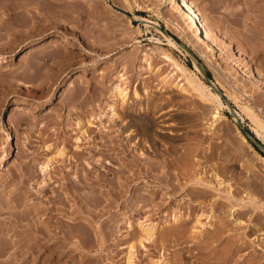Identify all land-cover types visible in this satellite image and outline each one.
Listing matches in <instances>:
<instances>
[{"label":"rangeland","instance_id":"1","mask_svg":"<svg viewBox=\"0 0 264 264\" xmlns=\"http://www.w3.org/2000/svg\"><path fill=\"white\" fill-rule=\"evenodd\" d=\"M162 1L163 0H0V56L3 55L6 59L0 62V206L4 208L3 210V208L0 207L2 208L0 210H3V212H0V223L6 224L4 225V229L7 227V221L13 219V215H11V210L13 208H11L12 206L10 207V204L13 205L11 202H14L15 198H21L22 194L20 195V193L23 190L20 187L23 188V186L27 185L26 182L29 178L26 177V175H29V169H31V173L35 172L36 174V176L35 174L29 175L32 178V181H30L33 183V187L36 188L39 183L43 185L42 181L44 182V180L47 182L49 175L44 173L46 171H42L40 165L48 163L49 160V164H47L48 166L46 167L48 169L55 164L58 165L59 163H63L60 162V159L63 158V156L69 157L72 154L71 152L74 150L73 145L78 142L75 140V137L81 134V130L87 128V120L90 116L100 117L101 122L106 121V124L110 114L113 113L114 116L119 115L118 117L115 116L112 118L114 122H112L111 117L109 118L113 123V130L109 129L110 133L100 132L97 130V126L92 127V131H89V134L94 137H96L95 134H97L99 139V133L105 136L109 135L107 137L112 136V134H118L119 132L116 131L120 119L130 120L131 130L137 134L132 133L131 137L135 135L133 138L130 136L128 138V135L123 136V134H120V138L122 139L119 140V137H117L116 142L118 140L119 142H125L127 140V143L129 142L128 144L132 143V141L135 144L137 143L135 147L132 145L134 143L130 145L126 144L125 147L126 149L128 148L127 150L131 153H128L127 157L134 154L132 157L135 156V158L130 157V159H135L134 161L137 160V163H134L138 164V167L136 166L138 169L141 166L139 170L134 169L135 174L139 171L137 174L138 176L140 174V178L137 174L130 173L131 171L124 172L125 174L127 172L129 175L132 174L131 176L133 178V175H135L138 179L134 178V180H131V177H129L127 173L125 176L129 178L122 185V188L127 186L126 193L123 192L122 194L123 198H121L122 196L120 198L109 196L111 202H109V205H111V207L108 205L103 208L104 211L105 209L107 211H101V213H99V215L101 214L100 218L99 215L96 216V225L97 223L100 225L103 223L104 225L102 224V226L108 227L109 231L106 230L107 232H104L105 234L107 233V236L102 234L103 236H99L100 238H97V241L95 239L94 241L92 240L93 246L90 245L89 247L88 245L86 248L78 249L79 251L76 250L79 253L75 252L76 256L73 261H68L69 264H76L79 260L82 261L77 264H126L124 261L126 254L124 253H127L126 250L128 248L123 245L132 242L135 243L136 236L138 235H134L138 232V230H135L137 232L134 233V229H132L133 231L131 230L133 236H131L132 234L128 235V237H131L130 240L133 238L131 241L127 240L128 237L125 235V218L134 220L132 217L134 216L133 213L132 216H126L130 207V211L134 208L130 206L131 202L129 199H131V201L137 199L136 202L142 205L144 198L146 199V195H149V193L152 194L153 192L155 193V190L157 191L156 188L159 189V187H161V190H158L159 192L157 191L158 194H154L156 198L151 195V197L155 198H153V201H158L160 198L159 196H161V191H164L165 188L167 189L166 184L168 183V181L165 180V175L159 174L163 168L161 167L162 163L164 164V169H167L169 166V168L172 167V171L170 172L177 171L178 166L173 162L175 161L176 155L179 156L178 154H182L185 148L188 150L187 147H189V149L194 147L197 141L200 143L199 145L197 144L198 146H195L197 149L199 148V150H196V152L198 151L197 154L195 155L194 152L195 157H192L194 163L197 162L195 163L196 165L194 164V174H203L204 172L207 173V175L204 176L210 178L212 172L215 170L217 171L218 164L221 167L226 163L227 165L229 164V166L231 165L232 171H229L227 176H229L230 172L233 173L234 177L231 178V182L238 193L254 190L246 188L247 190L245 191V188L240 184L243 180H249L251 183L249 185H253V188L254 186L260 188L264 185V158H262V156L264 157V129L258 122L252 120L243 108L244 105H248L260 118L262 124H264V84H260L257 90H253V87L251 88L250 86L251 81H253L251 72L257 73V68L259 67L260 74L264 80V72L261 70L264 69V65H261V63L264 64V25L261 23L264 21V2L261 4L264 0H261L260 4H258L260 0H251L250 4L253 8L255 5H258L255 6V9L251 7L253 9L252 11L248 1L245 4L244 0H238V2L235 0L231 5L230 1L232 0H189L208 30L212 44L217 50L218 54H214L213 56L203 50L201 42L197 40V37L187 27L183 18H181L176 3L165 2V4H162ZM220 2L222 6L219 5L221 4ZM224 5H226L227 8L233 6L236 11L237 7L238 10L241 9L240 13L245 14H242V16L239 14V11L237 12L238 14H236L235 10L232 9V11L230 8L227 9ZM114 6L123 8L130 14H126L120 10L118 11ZM223 7L227 10H231L229 12H234V14L229 15V13H227L228 11L223 9ZM245 9L249 12L245 11ZM223 10H226L224 11L226 13H224ZM246 13H251L252 15L249 14V16H254V18H252L254 21H252ZM226 14L229 17L226 16ZM131 15H135V18ZM231 15L235 16L234 18L240 16L241 21L242 17H246L247 15L249 17H247L248 20L244 18V21H246L244 23L242 21V24L246 27V25L248 26L251 23L252 25H250L249 28H251L252 32L248 27H246L247 30L244 28L246 30L244 31V26L239 25L241 24L240 18L239 20L236 18V22L234 23L233 21L235 20H231ZM141 16L155 21V24L149 26L143 25V22L137 19ZM247 21H249V24ZM258 21L261 24H259ZM248 31L249 33H247ZM52 35L67 37L69 42L61 41L60 37L56 42L46 44L45 41L50 39V37H55V39H57L56 36ZM165 35L171 36L175 40L176 46L168 44ZM184 36L189 39L188 42H186ZM179 42L184 44L186 48L181 46ZM29 45H33L32 47L35 49L32 50L33 52H29L30 54H26L25 52L30 49L28 48ZM164 53L172 55L185 67V70L180 71L176 69L171 61L163 58ZM262 56L263 60L260 61ZM147 57L149 59H147ZM147 60L150 61L149 68ZM82 67H84L86 71L82 72V76L75 77L77 73H81L79 69L81 70ZM205 76H207L222 93L224 92L227 94L228 97L226 96V98L243 116V120L240 119L242 126L262 144L263 149L258 148L246 138L237 123L238 120H234L229 114L228 108L222 104L225 103V101L221 98L222 103H219L218 100L209 93V90H214L211 88ZM206 85H209V90ZM119 89H123L125 93V100L123 102H126L125 104L128 105V108H132V110L129 109L131 113H122L124 107L121 105V100H119V97L115 98V95H113L116 94ZM51 92L52 100L45 101ZM233 94L241 96L239 101H234ZM17 101L21 102L14 104V102ZM39 104H42V106L37 110H33V107ZM144 109H146L145 112L143 111ZM120 112L122 114H120ZM157 114L159 115L156 116ZM121 115L123 116L122 118H120ZM139 116H141V118L145 116L153 120L155 119L154 121L156 123L154 122L151 130L147 133L143 131V129L139 130V127H141V120H139L141 118ZM132 117L133 120L131 119ZM96 119L98 120V118ZM97 120H95L96 125L99 122V120ZM77 121H80L82 125L80 131L76 127ZM111 122L108 121L107 124ZM122 122H119V124L121 125ZM253 130L258 131L259 135L256 136ZM138 131H142V136ZM150 132L153 134L152 136L155 137V140L156 138L160 139H157L155 144L154 137L148 136ZM7 133H9V139L6 138ZM164 134L167 137L169 134L171 135H169V138H164ZM172 134L175 140H172L173 137H170ZM176 135H178V138L180 136V138L178 139ZM105 136L103 139H105ZM147 136L148 138H146ZM97 137L96 139L99 140ZM150 137L153 138L152 141ZM170 138H172L171 140L173 142L169 140ZM139 140H141V142ZM136 141H139L140 145H138ZM150 141L151 143H149ZM176 142L177 144H175ZM178 142L180 144H178ZM156 143H158L159 146ZM148 144H154V147L153 145L149 147ZM171 144L177 145L175 148L178 150L174 148L177 153L176 155H173V150L170 151L172 147H174H170ZM155 145L159 149H157ZM118 146L119 145H117V147ZM167 148L171 149L167 152ZM126 149L125 152L127 153L128 151H126ZM179 149L181 150L180 153ZM59 150H63L66 154L61 156L54 154ZM133 150L134 153L132 152ZM147 150H150V152ZM157 150H159L160 153H157ZM113 151L111 152L113 157L110 155V152L109 156L106 157V160H108L109 157L112 158L110 160L111 164L101 166V172L107 170L108 172L106 171L105 173H107L108 176L104 172L103 173L107 178L109 177L110 180L115 179L117 175L121 174L118 169H120V163H122L121 160L123 159L122 157V159L120 158L123 153L116 147ZM140 151H142L143 154ZM162 151L164 152L161 153ZM137 152L140 153V155H137L138 157L140 156V158L136 156ZM149 153H151V155ZM206 153L208 157H205ZM208 153H210L211 156H209L210 154ZM157 154H160V157H158ZM203 155L205 158H203ZM164 156L166 157L164 158ZM172 157L174 159H172ZM197 157L199 158L197 159ZM166 158L171 159L167 160ZM178 158H181V155ZM138 159H142L140 163H138ZM199 159H201V161ZM67 161L68 160H66L65 163H67ZM160 161L161 164L159 163ZM205 161L209 168H205L207 167ZM152 162L155 163V165L159 163L160 166H157L159 168L158 170L155 169L157 167H155ZM117 164H119V166ZM165 165H167V167ZM172 165L174 167L176 166V170L175 168L173 170ZM68 166L66 165L65 169L68 168ZM201 166H203L204 171ZM214 166L217 167L215 168ZM132 168H135V165L132 166ZM116 169L120 172L119 174L117 171L114 172ZM158 174L160 177L163 176L161 180L164 178L165 181H158L156 178ZM70 175L73 176L74 173L71 171ZM33 178H37L35 180L36 182L39 181L38 184L33 181ZM116 178L118 179V176ZM166 178L168 177L166 176ZM129 180L130 182H128ZM46 182H44V184ZM190 182L191 180L188 182V185L191 184ZM55 183L56 182H54V184ZM41 184L39 185L40 187ZM54 184L52 183L50 187H55L58 183H56V185ZM109 185H111V183ZM109 185L102 187V189L106 192V189H109L107 187H110ZM164 185L166 186L165 188ZM193 185L194 184H192V186ZM17 186H20L19 189ZM30 186H32V184H30ZM143 186H145V188ZM142 188H144V190H142ZM135 189H137V191L133 192ZM139 189L141 191L140 194L138 193ZM191 189L193 190V187L191 188L190 186L186 189L189 190L188 192L186 190H178L172 197L166 198L171 200H168L171 205L170 208L175 210L177 204L178 206L182 204L180 203L181 201L183 204L179 207L177 206V209L184 214L193 213L190 215L192 219L195 216L194 214L200 212L201 209H203V212L209 210L207 211L208 213L204 212L208 214L207 217L204 215L202 216L204 217L203 220H201L204 223L205 221L208 223L209 217L213 214L212 212L214 211V213H216L217 210L211 209V203L207 201L210 205L209 207L206 202V200H210L209 196H199L200 193L198 191L195 192V189L193 191ZM130 190L132 191L130 192ZM49 191L51 190L46 191L47 194H45V198H47V195L50 193ZM184 191L187 192L185 196L183 195L185 193ZM52 192L49 195H51ZM134 193L135 196L137 195L136 197ZM143 193L145 195L144 198L142 197ZM188 193H193L190 194V196L192 195L191 198L188 196ZM194 193H196V196H194ZM181 195L183 197H189L186 201H190L191 205L193 204L192 201H197L195 199H198V196L201 200H203V198H208L205 201L199 200L202 202L200 205L207 204L203 208L197 207L196 210L193 209L192 212V210L188 208L186 202L183 201L184 199ZM112 198L115 201H113L114 206L112 205ZM139 199L142 200L139 202ZM105 201L107 203L108 200ZM105 201H102L97 206L89 205L90 207L88 208H100L102 203L104 205ZM185 206L187 209L183 208ZM143 208H145V205L142 206V210L140 209V211H138L141 213V217H138L139 213H135L136 220L148 218V221L156 220L155 222L157 223L161 222L159 219H162L163 216H155L154 211L148 210L147 212L150 213V215L147 216L146 214L148 213L146 210H143ZM206 208L208 209L206 210ZM247 210H250V212ZM252 210L253 211H251V208H247L245 210L247 213L244 212L242 216L237 215V217L239 216L238 218L242 220L246 219L245 221L247 222V224L244 222L240 223L242 226L237 224V229L238 227L239 229L235 230V234L238 236V233L247 232H244V238L246 236V244L244 245L246 246H241L240 250L237 251L238 254H235L237 256V258L236 256L235 258L238 261L240 260L238 257L240 255L242 259L241 262L239 261L240 264H264V252H261L264 251V248L261 249V246H254V248H252L253 246L249 247L251 245L248 244L250 240L247 242L249 235H256L258 238L262 237L264 240V226H262V224L264 225V209L259 210L257 208H252ZM226 211L227 212H224V214L228 215L229 209L226 208ZM115 212H117L118 216H116ZM151 213H154L152 217ZM121 215L124 216L123 219ZM112 217L114 218L111 219ZM117 217L118 220L120 219L119 221ZM191 217L189 219H191ZM80 219L83 221L85 218L82 217ZM100 219H102V221ZM115 219L119 222H117L119 225L115 224ZM189 219L188 221L190 222L183 224V221H181L180 224L183 228L187 223V225H191L190 223L193 221ZM249 219L252 220V222H250ZM253 222H258L255 223L257 225L254 229L255 231L253 228L248 230V224H252ZM122 224L123 226H120ZM180 224H171V226L179 227ZM169 226H166L167 228L163 227V229H156V235H160L159 232L165 231V228L171 229L172 231V228ZM258 226H260V229ZM174 227V236H176L177 227ZM0 228H2V226H0ZM113 229L118 230L119 233H117L118 231L113 232ZM2 230L3 228L0 229V233L2 232L1 235L4 234ZM252 230L253 233L250 232ZM166 231L165 234L163 232L165 237L166 234H169L167 233L169 230ZM171 231L170 233L173 234ZM108 233L111 235L114 233L112 238L108 236ZM208 233L212 235V231ZM208 233L199 238L197 237L195 242H193L194 244L180 237L179 241L183 239L186 242H177L178 236H176V238H171L170 234L165 241L166 246L164 245V249L166 248V250L160 249V247L157 246L155 247L152 245L153 243H146V249L142 247L137 248L138 251L136 255L134 254L136 258H134L135 262L133 264H149L152 260L157 258L160 259L163 255L167 256H165V258L170 264H205V260H203L202 257L204 252H212L213 254L214 251L215 253L213 255H217V253L220 252V248L222 249L226 242L224 238L226 236L215 242L210 238L211 236ZM231 235L227 236V239H229V237L236 238L234 234ZM105 236L107 238H105ZM102 239L107 241L103 243ZM203 239L204 241L202 242ZM167 240L169 241L167 242ZM209 240L212 242L213 247ZM239 241H241V239H239L238 242ZM209 242L210 244L208 245L210 246L207 245ZM168 243H170V245ZM203 243L207 245L202 248L204 251L199 248L204 245ZM100 244L102 248L99 246ZM162 250L165 251V253L161 252ZM216 251L218 252L216 253ZM260 253L261 256L259 257L258 254L260 255ZM198 255H200V257ZM5 256L0 258H5ZM251 260L253 262H251ZM258 260L261 261L259 262Z\"/></svg>","mask_w":264,"mask_h":264},{"label":"bare ground","instance_id":"2","mask_svg":"<svg viewBox=\"0 0 264 264\" xmlns=\"http://www.w3.org/2000/svg\"><path fill=\"white\" fill-rule=\"evenodd\" d=\"M234 1L235 0L230 1V5ZM236 1L238 2V0H236ZM247 1H248L249 4L251 3V0L250 1L249 0H244V3L246 4ZM165 2L176 3L177 10L179 11L181 18H183V20L186 23L187 27L197 37V40H199L201 42L202 48H203V50L205 52H207L209 55L212 54V56L214 54H218L216 48L212 44V41H211V38H210V35H209L208 30L204 26V24H203L202 20L200 19L199 15H198V13L196 11V9L192 6V4L190 3L189 0H163L162 1V4H165ZM260 2H261V0L259 1L258 4H260ZM263 2L264 1H262L261 4ZM223 3H224V1H223ZM244 3H243V5H244ZM253 3H252V5H253ZM256 4H257V2H256ZM219 5L222 6V3L219 4ZM219 5H218V7L220 9V6ZM226 5H224V6L226 7ZM247 6H248V4H247ZM249 6H250V8L252 7L251 4ZM255 6H258V5H255ZM255 6H254V8L253 7L252 8L255 9ZM0 7H1V5H0ZM225 7H223V9H226L227 8V7L226 8ZM229 8H227V9H229ZM252 8H251V11L253 10ZM230 9L231 10L232 9L235 10V8L233 6H231ZM236 9H237V11L235 10L236 11V14H238L237 13L238 11H239V14H241V15L242 14L243 15L245 14V13H240L241 12L240 11L241 9L238 10L237 7H236ZM226 10H223V12L226 11ZM231 10H227L228 11L227 13H229V15L230 14H234V12H231V13L229 12ZM245 11H247V9H245ZM124 12H125V10H124ZM247 12H249V11H247ZM224 13H226V12H224ZM251 13H249V14H251ZM246 14H248V13H246ZM249 14H248V16H249ZM131 16L133 18H135V15H131ZM226 16H228V15L226 14ZM231 16H230L231 20L232 19L235 20L237 18V16H236V18H234L235 16H233V15H231ZM248 16L246 15V17H242L243 23L246 21V20L244 21V18L246 19ZM230 18H228V19H230ZM239 18H240V16L237 19L239 20ZM248 18H247V20H248ZM250 18L252 20V18H254V16L253 17H250ZM137 19L138 20H142L141 22H143V25L145 24V25L149 26V25L155 24V21H153V20H151V19H149L147 17H144V16L138 17ZM242 21H241V18H240L241 24H239V23L238 24L241 25V26H244L242 24ZM252 21H254V20H252ZM233 22L235 23L236 20L233 21ZM247 22L249 24V21H247ZM261 23H262V25H264V21L261 22ZM261 23L259 22V24H261ZM245 24H247V23H245ZM250 25H252V24L250 23ZM250 25H248V26L246 25V27L249 28ZM175 27H178V26H175ZM246 27L244 26L243 29L244 28L246 29ZM245 29H244V31L247 30V29L246 30ZM249 29L251 30V28H249ZM251 32H252V30H251ZM247 33H249V31ZM52 36H56V35H52ZM56 37H57V39H55V37H50V39H48L47 41H45V43L46 44H49V43H52V42H56L58 40V38H60L61 36L59 37L57 35ZM165 37L167 39L168 44H170L171 46H176V42H175V40L171 36L165 35ZM184 38H186V37L184 36ZM60 40L61 41H64V42H69V40L67 39V37H61ZM185 40H186V42L189 41V39H187V38ZM224 42L227 43L226 41H224ZM45 43H43V44H45ZM32 46L33 45H29L28 46V48H30V49H28L25 52L26 54H28L29 52H33L32 50H34L35 48H33ZM99 46H101V45H99ZM145 55H147V54H145ZM145 58H146V56H145ZM163 58L166 59V60H168V61H171V63L173 64V66L176 69H178L180 71H184L185 70V67L180 62H178L169 53H164L163 54ZM262 58H263V56L261 57L260 61L263 60ZM147 59H149V58L147 57ZM5 60H6L5 57L3 55H1L0 56V62H3ZM147 61H148L147 62L148 68H149L150 67V61L149 60H147ZM263 63H264V60H263ZM261 65H264V64L261 63ZM261 68H262V66H261ZM257 69H258L257 70V73L251 72V78H253V81H251L250 86H251V88L253 87V90L254 89H256V90L259 89L260 84H264V80L262 79V76H261L260 70H259L260 67L257 68ZM261 70L264 72V69H261ZM79 71L81 73H77L75 75V77L82 76L83 75L82 72H85L86 69L84 67H82L81 70L79 69ZM221 72H222V70H221ZM206 87L209 90V85H206ZM115 93H116V91H115ZM209 93L212 96H214L218 100L219 103H222L221 97H220V95L217 92H214V91L209 90ZM223 94L225 96H227L226 93L223 92ZM113 95H115V98L116 97H119L120 98L119 100H121V103H122L121 105H123V107H124V111H122V113L123 112L124 113H131L129 111V109L132 110V108H128V105L125 104L126 102H123L125 100V93L123 92V89H121V90L119 89V91H117V93L116 94H113ZM233 98H234V101L237 102V101H239V99L241 98V96L240 95L238 96V95L233 94ZM50 100H52V92L45 99V101H50ZM20 102L21 101H17V102H14V104H18ZM42 104H39L36 107H33V110H37L39 107L42 106ZM222 104L225 107L228 108L226 102L225 103H222ZM158 106H159V104H158ZM158 106H156V107H158ZM129 107H130V105H129ZM233 108H234V110H235V112L237 114V117H233L232 116V118L234 120H239V119L243 120V116L238 111V109L234 105H233ZM243 108H244L246 114L252 120H254L255 122H258L260 124V126H262L263 129H264V124H262V122H261L260 118L257 116V114L254 113V111L248 105H244ZM143 111L145 112L146 109H144ZM122 113L120 112V114H122ZM132 113H135V112H132ZM152 114H151V116H152ZM142 115H143V113H142ZM158 115L159 114H157L156 116H158ZM115 116L118 117L119 115H115ZM115 116H114L113 113L110 114V116L108 117V121L111 122L112 118L115 117ZM131 116H132V114H131ZM141 116H139V117L141 118ZM110 117H111V120L109 119ZM122 117L123 116L121 115L120 118H122ZM96 118H98V120H99V122L97 123V125L95 124V122H96L95 120H97ZM93 119H95V120H93ZM131 119L133 120V117ZM114 120H116V119H114ZM120 120H119V122L121 123L125 119H123L121 121ZM139 120H141V127H142V128L139 127V130L140 129H143V131H145L146 133L151 130L152 125L155 122L154 121L155 119L153 120V119H151L149 117H145V116L143 118L139 119ZM108 121H107V123H108ZM85 122H86V120H85ZM102 122H101L100 117H95V116L91 117L90 116V118L87 120V126H86L87 128L84 129V130H81V134L80 135H77L75 137V140H77L79 143L78 142L77 143L75 142L76 144L74 143L75 145H73L74 150H73V152H71L72 154L69 157L66 156L67 158L65 156H63V158L60 159V162H63V163H59L58 165L55 164V165H53L52 167H50L48 169L46 167L48 166L47 164H49V160H48V163H44V164L41 163L42 165H40V166H41L42 171L43 172L46 171L44 173H47L49 175L48 181L46 182L44 180V182H46L45 184L42 181L43 185L41 183L38 184L39 181L36 182L35 179H37V178H33L34 179L33 181H35L36 184H38V186L41 184V187L40 186L38 187L37 185H36L37 186L36 188L33 187L34 185L31 182L32 181L31 180L32 178L29 175L30 174L34 175L35 172L32 171L34 173H31L30 172L31 169H29V175L28 176L26 175V177L29 178L28 181H27L28 183L26 182L27 185L24 184L25 186H23V188L20 187V186H17L18 189L20 187L23 190V191L21 190L22 192L20 193V195L22 194L21 195V198H18V199L15 198L14 199V202H11V203H13V205L10 204V207L12 206L11 208H13L11 210L12 213L10 212L11 215H13V219H10L9 221H7V227L5 229H4V225H6V224L5 223H0V226H2V228H3L2 231L4 232L3 235H1L2 232L0 233V257H3V256L6 255L5 258H0V264H15V263L16 264H69V262H68L69 260H72V261L74 260V258L76 256L75 252L79 251L81 248H84V247L86 248V246H88V245H89V247H90V245L93 246L92 243H93L94 239L96 240L97 238H100L101 236H103L102 234H104V235L107 236V233L105 234L104 232L109 231L108 230V227L107 226L106 227L102 226L103 223L101 225L99 223H97V225H96L95 224L96 216L99 215V213H101V211H103V212H106L107 211L106 209L104 211L103 208H105L106 206L109 205V202H110V197L109 196L114 197V198H117V197L120 198L122 196L123 192H125L126 189H127L126 188L127 186H125V188L123 187L124 188L123 189L122 188V185L124 184V182L127 181V179L129 177H131V180H134V178L136 179L137 177H135V175L139 171L136 172V174H135L134 173V169L139 170L141 168V166L138 169L137 168L138 167V164H135V163H137L136 162L137 160L134 161L135 159H130V157L131 158H135V156L132 157L134 154H132V156H130V157H127L129 151L127 150L128 148L126 149L125 146L129 142L127 143V140L126 139H125L126 140L125 142H121V141L119 142V140L122 139V138H120V134H123V136L128 135L127 136L128 138H129V136L131 137L132 133L133 134L134 133L136 134V132H132V130H131V128H132V127H130L131 126V121L130 120H125V121L122 122L121 125L118 122V124H117L118 125L117 131L116 130L115 131L116 132H119V133L116 134V135L115 134L114 135L112 134L113 137L112 136L107 137L109 135L105 136V135H102L101 133L98 132L100 134L99 135L100 136V139H102V140H100L97 137V134H95V136L99 139V140H97L96 137H94L93 135H90L89 134V131H92V127L93 126L94 127L97 126L98 127L97 130H99L100 132H103V133L104 132L105 133H108L109 132V129L111 130L113 128L112 127L113 126V123L112 122H114L113 120L111 122L112 124L111 123H109V124L106 123L105 124L106 121L103 122V123ZM76 127L79 129V131H80V129H82L81 128L82 125H81V122L80 121H77ZM253 132H254V134L256 136L259 135L258 131H256V130L255 131L253 130ZM111 133H112V131H111ZM139 133L142 136V134H141L142 131L139 132ZM152 135L153 134H151V132H150V135H148V136H152ZM169 135H171V134H169ZM169 135H168V137L165 136V134L163 136H165L164 138H169ZM178 135H180V134H178ZM178 135H176V137ZM104 136H105V139H103ZM148 136L146 138H148ZM157 136L160 137L159 135H157ZM117 137H119L118 138L119 140L116 142ZM133 137H135V135H133ZM133 137H131V138H133ZM152 137H154V136H152ZM152 137H150L151 138V141L153 140ZM170 137H173V134ZM6 138L9 139V133H7V137ZM136 138H134V139H136ZM179 138H180V136H179ZM123 139H124V137H123ZM157 139L160 140L159 138H156V140ZM171 139L172 138H170L169 140H171ZM156 140H155V137H154V144H155ZM172 140H175L174 137H173ZM139 141L141 142V140H139ZM139 141H136V142H138V145H140V142ZM151 141L149 143H151ZM132 143H134V142L132 141ZM132 143H130V144H132ZM196 143L199 145L200 142L197 141ZM130 144H128V145H130ZM136 144L134 143L132 145L135 147ZM154 144H152L153 147H154ZM156 144H158V143H156ZM172 144H174V143H172ZM172 144L170 145V147L171 146H174V147H172V149L170 148L171 150L168 149L169 148L168 147L167 148L168 150L167 149L166 150H167V152L169 150L170 151L173 150V152H174L173 155H176L177 153L175 152V150H178V149L175 148V147L177 145H172ZM175 144H177V142ZM178 144H180V143L178 142ZM197 144H195V145L198 146ZM117 145H119V146L117 147ZM148 145H149V147L152 146L151 144H148ZM195 145H194V147H191L190 149H189V147H187L188 150H186V148H185V150H183L184 152L182 154H178L179 156L181 155V158H178L179 156L176 155L175 161L172 160L178 166V170L177 171L170 172V171H172V169H171L172 167L169 168V166L167 167V165H168V163H171V162L165 161V162H168L167 165H165L167 167V169H164L165 167H164V164L162 163V166L161 167H163L162 169H164V170H162L160 168L161 171H160L159 174L165 175V180H167L168 183L166 184L164 182L166 184V186H167V189L165 188L166 187L165 185H164V188L165 189L162 187L164 189V191H161V196H159L160 198L158 197L159 198L158 201L157 200L156 201H153V198L155 197L154 194L155 195L158 194V192H159L158 190H161V187H159V186H158L159 189L155 187L158 192L155 190V193L154 192L152 194L149 193V195H146V199L144 198V196H145L144 193L145 192L143 191L144 193H143V196L142 197L144 198L145 201L143 200V204L142 205H140L138 202H136L137 199L136 200L133 199L131 201V199L127 198L131 202L130 203V206H132L134 208H132V210L130 211V209H131V207H130L129 212H131V213H129L128 210H127L128 213H126V212L125 213H126V216H128V217L129 216H132V213H133L134 216H132V217H133L134 220L125 218L126 219L125 220V223H124L125 224V227H126L125 228V233H126L125 235L127 237H128V235H131L133 233V232L131 233V230L132 229H134V231L135 230H138V232L137 231L134 232V233L137 232L134 235H137V234L138 235L136 236L135 243L132 242V243H129V244L127 243V245H123L126 248H128L126 250L127 253H124V254H126L125 259H124V261H125L126 264H133L135 262L134 261V258H136V257H134V254L136 255V253L138 251L137 248L142 247V248H145L146 249V247H147V246L145 247L146 243L147 244L148 243H150V244L153 243L152 245H154L155 247L157 246V247H160V249L162 248L163 250H166V248L164 249V245L166 243L165 241H166V238L168 237V235L171 234L170 233L171 229H166L167 228L166 226H169V225H170L169 227L172 228V231L171 232L173 233V234H171L172 236L170 235V237L171 238L172 237H175L176 238V236H178V241L177 242H180L181 240L179 241V239L180 238H183V239H186L187 242H190V243L192 242L193 243V242H195V239L197 237L199 238L200 236H204L206 233H208L210 231H212V235L209 234V233L208 234L211 237L209 235H206V236L210 237L215 242H217V240H220L224 236H226V237H224L226 239L225 240L226 242L223 240L225 242L224 245L222 244L223 245V248L222 249L220 248V252L216 251V253L218 252L219 254L217 253V255H213L215 253L213 250H216L217 249V247H216V249H213L212 250L213 251V254H212V252L211 253L204 252L203 255L201 253V255L203 257V260H205L204 261L205 264H230V263L231 264H240V262H241L242 259H241L240 255H239L238 256L240 258V260H239L240 262H239L236 259L237 256L235 254L237 253V251L240 250V247L241 246H246V245H244V244H246V239H245L246 236L244 238V234H245L244 232H246V231H244L241 234L238 233L239 234V236H238L237 234H235V230H238L239 229V227L237 229V224H240L242 222H244L245 224H247V222L245 221L246 219L242 220V219H240L238 217L240 215L242 216L247 208L248 209L251 208V211H253L252 208H257L259 210H263L264 209V185L262 187H260V188H257L256 186H254V188H253V185H249V184H251L249 180H243L241 182L239 181L240 184L243 186V188H245L244 189L245 191L247 190L246 188H249V190H251V189L252 190L254 189V190L253 191H247V192H244L243 191L244 193H241V192L238 193V191L235 189V187L232 185V182H231V178L234 177L233 173L230 172L229 176H227L228 175V172L229 171H232V170H231V165L229 166V164L227 165L226 163L224 165L221 164L222 165L221 167L218 164V167L216 166L218 168L217 171L216 170L213 171L211 177L210 178L208 177L209 179L206 178L207 176L206 177L204 176V175H207V173H204L203 172V174H201V173H199V171H200L199 169H198L199 170L198 173L200 175L199 174H197V175L194 174V172H195V165H196L195 163H197V162L194 163V160L192 159V157L194 156V152H195V155H196L197 152H198V151L196 152V150H199V148L197 149V147ZM158 146H159V144H158ZM115 147L119 151H121L123 153L120 156V158L121 157L123 158V159L121 158L122 159L121 160L122 163H120V167H119L120 169H118L121 172V174L120 175H117V173L119 174L120 172L117 171V169L114 170V172L117 171L116 175L118 176V179L116 178L117 177L116 176L115 179L110 180L109 177L108 178L106 177L107 173H105V172L107 170L105 172L103 171L106 175L103 172H101V170H102L101 169V166H105L106 164H108V165L111 164L110 163V160L112 158L109 157L110 159L108 158V160H106V157L109 156V154L114 150ZM129 147H131V146H129ZM179 147H180V145H179ZM138 148H139V146H138ZM138 148L136 147L137 150H138ZM156 148H157V146H156ZM174 148H175V150H174ZM125 149H126V151H128L127 153L125 152ZM157 149H159V148H157ZM160 149H162V148H160ZM129 150H130V148H129ZM134 150L132 151L133 153H134ZM147 151L150 152V150H147ZM157 151H158L157 153H160L159 150H157ZM164 151H162L161 153H163ZM140 152H142V151H140ZM180 152H181V150L179 151V153ZM152 153H154V152H152ZM54 154H57V155L61 156V155H64L66 153H64L63 150H59L57 153H54ZM129 154H131V153H129ZM142 154H143V152H142ZM149 154L151 155V153H149ZM208 154H210V153H208ZM110 155H112V157H113V154L112 153ZM137 155H140V153L137 152L136 156ZM159 155L157 154L158 157H160ZM170 155L172 156L171 153H170ZM209 156H211V154ZM54 157L57 158L56 156H54ZM165 157L166 156H164V158ZM168 157H169V155H168ZM205 157H208L207 156V153L205 154ZM205 157L203 155V158H205ZM50 158H48V159H50ZM138 158H140V156ZM142 158H143V156H142ZM198 158L199 157H197V159ZM262 158H264V157L262 156ZM124 159H125V161H124ZM154 159H155V157H154ZM166 159L168 160V159H171V158H166ZM172 159H174V158L172 157ZM66 160H68L67 163H65ZM141 160L142 159H138V163H140ZM199 160L201 161V159H199ZM206 160H207V158H206ZM163 161H164V159H163ZM118 163H119V161H118ZM159 163L161 164V161ZM159 163H157V165H155V163H153V164L155 165V167H157L159 165ZM205 163H206V161H205ZM200 164H202V163H200ZM66 165L67 166L69 165V166H68V168L65 169V166ZM117 165L119 166V164H117ZM134 165H135V168H132V166H134ZM40 166H39V168H40ZM201 167H202V170H203L204 169L203 166H201ZM174 168L176 170V166L175 167L173 166V170H174ZM205 168H209L208 167V164H207V167H205ZM41 169H40V171H41ZM155 169L158 170L159 168L157 167ZM168 169H170V170H168ZM211 169H212V167H211ZM153 170H154V168H153ZM71 171H72V173H74L73 176L70 175V172ZM125 171H128V172L131 171L130 173H132V174L134 173L135 174V175H133L134 178L131 176L132 174L129 175L128 172H127L128 174L127 173L126 174L129 177L128 176H125L126 175L124 173ZM159 174L156 175V178L158 179V181L159 180L160 181H163L164 178H163V180H161V178L163 176L160 177ZM35 176H36V174H35ZM137 176H138V174H137ZM154 176H155V173H154ZM166 176L168 178H166ZM208 176H209V174H208ZM138 177L140 178V174H139ZM45 179H47V178H45ZM186 180H188V181H186ZM190 180H191V182H190L191 184L188 185L189 184L188 182ZM29 181H30V183H29ZM54 182H56L58 184L56 185V183L54 184ZM128 182H130V180ZM52 183L54 185H56L57 187L56 186L55 187H52V186L50 187V185ZM110 183H111V185H109ZM30 184H32V186H30ZM192 184H194V185L192 186ZM106 185H109L110 187H107V188H109L108 190L105 188L106 189V192H105L104 189H102V187H104ZM190 186H191V188L193 187V190L195 189V192L198 191L200 193V195L197 193L199 196H201V195H202V197H203V195H204V197L209 196L210 200H206L208 198H203V200L204 201L206 200V202L209 201L211 203V205H212V208L211 209H214L215 211L216 210L218 211V212L216 211V213H214V211L212 212L213 214L209 217V219L207 218L209 220L208 223H206L205 220H204L205 223L203 221H201L204 218L202 216L205 215L207 217L208 214H205V213L207 211H209V210H207L208 208H206V210H207L206 212L204 211L205 213L203 212V209H201L200 212H196L194 214L195 216L192 215V216H194L193 217L194 220L190 216L193 213L184 214V213H181V211H179V209H177L180 205L183 204V202L180 201V203H182V204H179V206L177 204L175 210L172 209V208H170L171 205L169 204V201H171V200L166 199V198L172 197L176 191H178V190H180V191L186 190ZM58 187H59V189H58ZM143 187L145 188V186H143ZM144 188H142V190H144ZM48 190H51V191H49L50 193L52 191H54V192H52L51 195H49L50 194L49 193L47 195V198H45V194H47L46 191H48ZM16 191H19V190H16ZM131 191L132 190H130V192ZM134 191L136 192L137 189L133 190V192ZM139 191H140V189L138 190V193L140 194L141 191L140 192ZM152 191H154V190H152ZM186 191L188 192L189 190H186ZM187 192H185L183 195L184 196L187 195L186 194ZM253 192H254V194H253ZM188 194H189L188 196H190V194H193V193H188ZM124 195H126V194H124ZM151 195L154 196V197H151ZM132 196H133V194H132ZM134 196H135V193H134ZM191 196H190V198H191ZM194 196H196V193H194ZM199 196L197 197L198 199H195L197 201H195V200H194L195 202L192 201L193 204L191 205L190 204V201H186V200H188L189 197H183L181 195V197L184 199V200L183 199L182 200L186 202L188 208H190L192 210V212H193V209L196 210L197 207L203 208L208 203L207 202L205 205L204 204L203 205H200V204H202V202L199 201V200H201V199H199ZM178 197H180V196H178ZM121 198H123V196ZM142 199H139V202ZM178 199L181 200L180 198H178ZM105 200H108L107 203H106ZM179 200H178V203H179ZM203 200H201V201H203ZM102 201L103 202L105 201V203H104V205L102 203V206L100 208L99 207H97V209L95 208L97 211L94 209V207L93 208L91 207L92 209H89L88 208L90 206H97ZM111 201H112V205L114 206L113 203L115 201L113 200V198H112ZM248 204H250V205H248ZM127 205H129V204H127ZM143 205H145V208H143V210H146V212H147V210L148 211H152V212L154 211L155 212V216H159V215L163 216L162 219H159L161 222H158L157 223V222H155L156 220L155 221H151V220L148 221L147 216L150 215V213H148V212H147L148 214H146L147 215L146 216L147 219L136 220L135 213L136 212L139 213V216L138 217H141L140 216L141 213L138 212V211H140V209L142 208ZM208 205H209V203H208ZM109 206L111 207V205H109ZM0 207H2V206H0ZM123 207H125V206H123ZM209 207H210V205H209ZM2 208H0V209H2ZM183 208L187 209L186 206L183 207ZM226 208L229 209V211H228L229 214L228 215L227 214H224V212H227L226 211ZM3 210H4V208H3ZM3 210H0V212H3ZM247 211L250 212V210H247ZM115 213H116V216H118L117 212H115ZM245 213H247V212H245ZM102 214H104V213H102ZM111 214H113V213H111ZM136 215H138V214H136ZM144 215H142V216H144ZM152 215H154V213L153 214L151 213V217H152ZM237 215H239V216L237 217ZM113 216H115V215H113ZM161 216H159V217H161ZM82 217L85 218L83 221L80 219ZM100 217H101V214L99 215V218ZM123 217L124 216H122V219H123ZM190 217H191V219H192L193 222L190 223L191 225H187L188 224L187 223L186 225H184V228H183L181 226V224H180L181 221H183L182 224L183 223H186V222H190V221H188V219ZM113 218L114 217H112L111 219H113ZM191 219H189V220H191ZM78 220H81L82 222L81 221L80 222H77ZM100 220L102 221V219H100ZM117 220H118V217H117ZM103 221H105V220H103ZM109 221H110V218H109ZM115 221H116V219H115ZM118 221H116L115 224H118L119 223ZM97 222H98V219H97ZM250 222H252V220H250ZM111 223H112V220H111ZM255 223H258V222H255ZM255 223L254 222L252 224L249 223L247 229L248 230H251L253 228V230H254L255 227L257 226ZM115 224H113V225L116 226ZM171 224H175V225L176 224H178V225L180 224L179 227L176 226L177 227V229H176V236H174V233H175L173 231L174 230L173 229L174 226L172 227ZM259 224H260V222H259ZM120 226H123V224L120 225ZM185 226H187V227H185ZM244 226H246V225H244ZM262 226H264V225L262 224ZM109 227H110V225H109ZM116 227H115V229H116ZM163 227H166L165 228V231L166 230L167 231L169 230V232L166 231L169 234H166V237H165L164 236L165 231H163L164 234H163V232H159L160 235L157 234L159 236L158 237L156 235L155 231L158 228L163 229ZM176 227H174V228H176ZM2 228H0V229H2ZM258 228L260 229V226H258ZM115 229H113V232L114 231H118V230H115ZM253 230L250 231V232L253 233ZM111 231H112V229H111ZM111 231H110V233H111ZM238 232H240V231H238ZM117 233H119V231ZM231 234H234L236 238H234V237H231L230 238L229 237V239H227L228 238L227 236H229ZM113 235H114V233H113ZM113 235L109 234L108 236H111L110 238H112ZM106 236H105V238H107ZM131 236H133V234ZM231 236H233V235H231ZM74 237H75V239H74ZM130 238L131 237L129 236L127 238V240H130ZM183 239H182V241H185ZM205 239H206V237H205ZM239 239H241V241L238 242ZM103 240L104 239H102V242L103 243L107 241V240L106 241L105 240L103 241ZM248 240H250V241L248 242ZM262 240H263L262 237L261 238L260 237L258 238L256 235H253V236L249 235V239L247 238L248 244L249 245L251 244L249 247H252L253 246L252 248H254V246H257V247H260L261 246V249L264 248L263 247V241L264 240L263 241ZM168 241L169 240H167V242ZM203 241H204V239L202 240V242ZM170 242H171V240H170ZM205 242H206V240H205ZM210 242L207 243V245L210 244ZM219 243H220V241H219ZM168 244L170 245V243H168ZM207 245L204 244L202 247L200 246L199 248L202 249L203 247H205ZM222 245H220V246H222ZM96 246H98V245H96ZM99 246L101 247L102 245L100 244ZM208 246H210V245H208ZM211 246L213 247L212 242H211ZM218 247H219V245H218ZM95 248H97V247H95ZM209 248H211V247H209ZM206 249H207V247H206ZM163 250L161 252H164L165 253V251H163ZM202 251H204V250L202 249ZM261 252H264V251H261ZM77 253H79V252H77ZM165 256L166 255H163V257H160V259L157 258V259L152 260L151 262L149 261L150 262L149 264H170L169 261L165 258ZM198 256L200 257V255H198ZM235 256H236V258H235ZM258 256L260 257L261 256V253H260V255L258 254ZM79 258H80V254H79ZM80 261H82V260H79L78 262H80ZM258 261L260 262L261 260H258ZM251 262H253V261L251 260ZM79 264H81V263H79Z\"/></svg>","mask_w":264,"mask_h":264},{"label":"water","instance_id":"3","mask_svg":"<svg viewBox=\"0 0 264 264\" xmlns=\"http://www.w3.org/2000/svg\"><path fill=\"white\" fill-rule=\"evenodd\" d=\"M114 8H116L117 10H120V11H122V12H124V10L122 9V8H120V7H117V6H114ZM125 13L126 14H130L129 12H127V11H125ZM139 21H142V20H139ZM179 44L181 45V46H183L184 48H186V46L184 45V44H182V43H180L179 42ZM205 78H206V80L209 82V84H210V86H211V88L215 91V92H217L219 95H220V97L226 102V104H227V106H228V111H229V114L231 115V116H233V117H237V114H236V112H235V110H234V108H233V106H232V104H231V102L226 98V96L209 80V78L207 77V76H205ZM237 121V120H236ZM238 125H239V127H240V129L242 130V132L244 133V135L246 136V138H248L254 145H256L258 148H262L263 149V146H262V144L260 143V142H258L255 138H254V136H252V134L248 131V130H246L243 126H242V124H241V120L239 119L238 120ZM264 150V149H263Z\"/></svg>","mask_w":264,"mask_h":264}]
</instances>
